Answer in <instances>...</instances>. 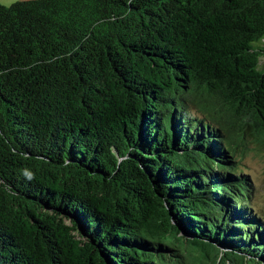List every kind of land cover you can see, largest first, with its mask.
Here are the masks:
<instances>
[{"label":"trees","instance_id":"obj_1","mask_svg":"<svg viewBox=\"0 0 264 264\" xmlns=\"http://www.w3.org/2000/svg\"><path fill=\"white\" fill-rule=\"evenodd\" d=\"M251 144L264 0L0 4V264H215L153 183L191 240L264 264Z\"/></svg>","mask_w":264,"mask_h":264},{"label":"water","instance_id":"obj_2","mask_svg":"<svg viewBox=\"0 0 264 264\" xmlns=\"http://www.w3.org/2000/svg\"><path fill=\"white\" fill-rule=\"evenodd\" d=\"M118 156V154L116 153ZM133 162V165H136L139 168V170H142L144 175L148 177V165L145 163L144 159H138L137 157L131 156L129 157ZM122 159L118 163H120ZM153 192L154 195L159 198L162 202V205L164 206V209L167 212L168 220L174 229V231L177 233V236L179 240L186 246L189 247H196L198 248L202 254H209L212 256L213 260L215 261V264H232V261L238 260V262H241V264H260L252 257H244L243 255H235L231 252H228L221 248H210L206 247L205 245L201 243L194 242L190 239V237L187 235L186 231L183 228H180L179 224L176 222V219L173 216V213L170 209V203L168 201V197L165 195H162L157 186L153 183ZM46 212L52 213L53 211L49 208L44 209ZM62 218H65V222L69 225L75 228L74 234L77 236L78 239L82 240L84 243L89 244L90 246H96L95 242L88 238V236L84 233V230L82 226L76 222H74L72 219L60 214L59 215ZM232 226V225H231ZM102 257L104 258L105 264H111V262L103 255L104 253H100Z\"/></svg>","mask_w":264,"mask_h":264},{"label":"rangeland","instance_id":"obj_3","mask_svg":"<svg viewBox=\"0 0 264 264\" xmlns=\"http://www.w3.org/2000/svg\"><path fill=\"white\" fill-rule=\"evenodd\" d=\"M17 2L18 0H0V4L5 7H11ZM250 148L245 159V169L257 185L255 203L264 211V155L255 150L254 144Z\"/></svg>","mask_w":264,"mask_h":264}]
</instances>
